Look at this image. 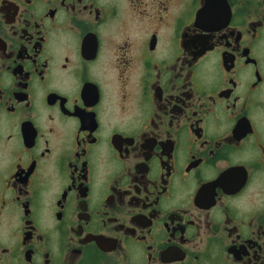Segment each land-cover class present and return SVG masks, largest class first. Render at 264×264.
<instances>
[{
  "label": "flooded vegetation",
  "instance_id": "obj_1",
  "mask_svg": "<svg viewBox=\"0 0 264 264\" xmlns=\"http://www.w3.org/2000/svg\"><path fill=\"white\" fill-rule=\"evenodd\" d=\"M0 264H264V0H0Z\"/></svg>",
  "mask_w": 264,
  "mask_h": 264
}]
</instances>
